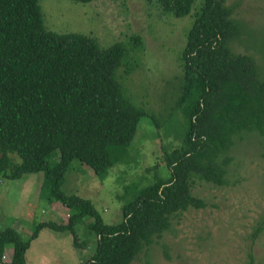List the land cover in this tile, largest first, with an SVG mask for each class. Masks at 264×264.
<instances>
[{"label":"trees","instance_id":"trees-1","mask_svg":"<svg viewBox=\"0 0 264 264\" xmlns=\"http://www.w3.org/2000/svg\"><path fill=\"white\" fill-rule=\"evenodd\" d=\"M39 1L0 0V176L39 173V197L60 202L66 213L60 223H37L27 237L10 226L0 228V264H25L43 228L69 234L74 247H83L76 224L84 216L92 218L84 226L94 250L82 264H131L158 242L175 213L206 206L191 191L196 179L227 183L236 139L247 133L264 137V72L252 55L231 49L241 33L232 8L224 0H201L180 57L173 109L183 124L174 130L180 145L163 153L169 176L156 174L138 192L125 187L132 199L122 207V221L106 224L90 200L63 192L65 172L73 159L100 179L114 164H128L138 121L148 113L125 96L117 78L124 43L100 47L90 35L57 33L44 24ZM144 1L176 18L187 16L195 2ZM129 38L134 45L141 42L137 34ZM255 44L264 54V39ZM247 264H264V258L255 263L250 254Z\"/></svg>","mask_w":264,"mask_h":264},{"label":"rangeland","instance_id":"rangeland-1","mask_svg":"<svg viewBox=\"0 0 264 264\" xmlns=\"http://www.w3.org/2000/svg\"><path fill=\"white\" fill-rule=\"evenodd\" d=\"M201 0L191 12L176 18L144 0H93L86 4L68 0H40L44 24L57 33L76 32L95 38L100 47L123 42L126 54L116 75L125 96L148 115L141 116L129 147V163H116L100 179L78 160L65 172L62 190L90 200L102 221H122V207L132 199L125 187H141L154 176H169L164 151L180 145L174 137L183 116L173 109L182 76L181 53ZM233 10L232 19L241 24V33L230 43L236 53L252 55L264 72V54L255 42L264 39V0H224ZM140 36L139 45L130 36ZM134 64L135 66L131 65ZM153 115L156 127L148 117ZM172 131V134H171ZM167 132V133H166ZM264 137L247 133L235 140L226 166L227 183L217 186L196 179L193 196L205 202L203 208H189L171 217V226L161 238L140 253L131 264H247L264 258ZM157 174V175H156ZM39 173L20 178L0 176V228L13 227L24 237L43 221L60 223L65 216L60 202L41 199ZM76 224L83 247H74L69 234L43 228L26 251L25 264H82L94 250L93 235ZM262 229L256 236L257 226ZM93 243V245H92ZM4 259H9L6 254Z\"/></svg>","mask_w":264,"mask_h":264}]
</instances>
